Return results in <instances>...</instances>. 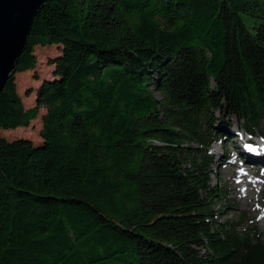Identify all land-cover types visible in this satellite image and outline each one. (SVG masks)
<instances>
[{
    "label": "trees",
    "instance_id": "16d2710c",
    "mask_svg": "<svg viewBox=\"0 0 264 264\" xmlns=\"http://www.w3.org/2000/svg\"><path fill=\"white\" fill-rule=\"evenodd\" d=\"M53 44L26 108L15 73ZM40 107L39 142L0 136V264H264L210 182L232 117L264 138V0H48L0 128Z\"/></svg>",
    "mask_w": 264,
    "mask_h": 264
},
{
    "label": "rangeland",
    "instance_id": "374dc122",
    "mask_svg": "<svg viewBox=\"0 0 264 264\" xmlns=\"http://www.w3.org/2000/svg\"><path fill=\"white\" fill-rule=\"evenodd\" d=\"M33 52L36 55V65L33 69L26 70L23 72L15 73V83L18 94L21 97L23 105L28 108L32 107L36 102V89L39 87L41 82L45 78H51L53 73V65L49 64V60L57 55L60 50L59 46L47 45L40 46L36 45L33 47ZM158 95L157 92H154ZM45 112V108L40 107L36 119L32 120L26 127H17L15 129H2L0 128V136H3L9 140L17 137H24L31 139L34 143L39 142L41 139L39 137V130L41 128V115ZM238 135H242L246 140H250L253 136L244 134L238 130L235 118H231V135L233 136L232 142L227 140V142L215 140L211 145L210 154L212 156V170L211 174V185H216L217 188L222 189L224 195L220 198L218 208L221 211V220L228 219L230 221L236 220L239 216L244 217L248 220L244 227L255 228L260 234H264V194L263 199L259 201L252 200L253 196L251 194L247 195L246 200L242 199L244 192V185L239 184L238 189L230 191L228 189L232 182L233 173L240 176L242 172L246 173V170L258 169L256 173H247L248 179L252 180V185H257L260 182L264 183V163L259 167L255 168L253 164L255 163L254 158H247L244 164H241V160L236 159L235 155L240 151L241 147L238 145ZM256 141L262 142L264 144V139L259 136H254L252 140L253 146L250 144H245L244 152L246 156H250V151H255L258 145ZM256 142V143H255ZM256 146V147H255ZM225 150L229 153V157L224 155ZM255 153V152H253ZM242 161V162H243ZM231 167L232 171L228 169ZM232 174V175H231ZM237 190V191H236ZM246 193V192H245ZM253 194L257 195V190L254 189ZM261 197V196H260ZM232 200V204L224 205ZM232 205V206H231ZM242 227V229L244 228Z\"/></svg>",
    "mask_w": 264,
    "mask_h": 264
},
{
    "label": "water",
    "instance_id": "95a60500",
    "mask_svg": "<svg viewBox=\"0 0 264 264\" xmlns=\"http://www.w3.org/2000/svg\"><path fill=\"white\" fill-rule=\"evenodd\" d=\"M48 0H0V93L27 48L38 12Z\"/></svg>",
    "mask_w": 264,
    "mask_h": 264
},
{
    "label": "bare ground",
    "instance_id": "6f19581e",
    "mask_svg": "<svg viewBox=\"0 0 264 264\" xmlns=\"http://www.w3.org/2000/svg\"><path fill=\"white\" fill-rule=\"evenodd\" d=\"M251 139H253V137ZM245 140H246L245 137H243L242 135H238V145L241 147L240 151H238L239 154H245L244 147L246 146L245 144L247 143V141H245ZM256 142L261 144V145H258L257 147L255 146L256 147L255 151H253L255 153L250 151L249 152L250 156L245 155L247 158L252 157L255 159V161H256L255 163L249 162V163L253 164L255 168L259 167L261 164L263 165V163H264V144L262 142H259V141H256ZM247 163H248V161H247ZM231 167L232 166H230V168L228 169L229 171H232ZM257 170L258 169L252 170V169L248 168L246 170V173L242 172V174L240 176H237L234 173H233V175L231 174L232 175V182L229 185L228 189L230 191L238 189L239 184L242 183L245 186L244 192L242 195V199L246 200L247 195H249V193H250L251 194L250 196H253L252 200H254L255 202L259 201V203H260L263 199L264 183L260 182L257 185H252V180L248 179L249 176L246 175L247 173H250V172L256 173ZM254 189L257 190V195L253 194Z\"/></svg>",
    "mask_w": 264,
    "mask_h": 264
}]
</instances>
